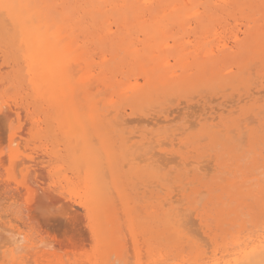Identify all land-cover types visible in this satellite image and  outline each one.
Returning a JSON list of instances; mask_svg holds the SVG:
<instances>
[{
    "label": "rangeland",
    "instance_id": "rangeland-1",
    "mask_svg": "<svg viewBox=\"0 0 264 264\" xmlns=\"http://www.w3.org/2000/svg\"><path fill=\"white\" fill-rule=\"evenodd\" d=\"M26 1L27 0H2V2L5 4H14V5H17V3H25ZM87 1L88 0H32L31 2H29V0L27 1L28 6L33 7L32 11L30 10V13L40 10V8L44 6L46 3H51L53 7L57 9V11L66 12V14L70 16V19L73 22L71 23L70 21L72 28L65 25L63 27L66 28L65 29L62 28L59 34H62L63 32H64L63 34H68L67 32L69 31L68 36L73 35V37L71 36L70 37L67 36V38L64 37V39H66L65 41L67 42L68 38H71L70 41H72V49H74L75 47H81L82 49L80 48L77 49H80L81 51L84 50L82 54L83 59L85 55H87L85 57H88L87 59L85 58V60L90 63V66L83 70H82V66H80L81 68L77 66L75 67L74 62L69 63L67 62V60L65 61L66 62L65 64L67 65L66 68L69 66L68 67V69H70L69 73L71 74L73 72L77 73V74L75 73V76L73 74L74 77H78V78L81 77L82 73L84 74L85 71H87V74L91 77L90 82L84 84L83 88L84 91L87 90V93L91 98L93 97L92 103H94V106H96L95 107L96 112L98 111L97 113H95V110L93 111L94 113L93 120H95V117H99L96 118V120L97 119L99 120L94 122L95 124H97L96 126H102L100 128L97 127L98 135L91 133L87 127L86 130L89 131L87 139L86 141H84V139L80 137L77 148H73L75 143L74 142L71 143L72 137H70V135L67 137V135L63 132V129L65 130L66 127V125H64L65 119L63 121L64 123L63 124L62 121L59 123L56 120L50 118L48 114L49 113L52 114L53 111L49 110V107L46 104V99H41L39 97V92L42 88V84L39 81H41L43 72L40 68V64H34L35 51L33 50L30 42L27 41L26 33H34L32 31L33 26L29 21L28 12L23 10L19 11L18 7L13 9L12 15L15 17V19L16 17L21 18V20L19 21L20 25H18L17 23H12L11 21L9 22L11 25H6L4 19L5 15L3 14V11L0 10V163H1L0 164L1 166L0 167V225L5 224L6 226L10 225L11 227L16 226L19 229V231L23 233L24 236H28L33 240L36 239L35 241L37 242L39 241V244L38 243L36 244L37 249L28 253V255H27L28 250L25 249L23 250L21 249L20 250L21 253L20 251L15 252L13 254L14 257L17 256H21V257L18 258V260H14V261L11 260V255L8 252H4V249H0V264H45L47 262H48L47 264H81L82 260L85 261V263L87 264H91L94 258L99 259V257L103 258L102 260H104V262L109 261L107 264L110 263L113 264V262L116 263L117 261L116 259L120 258L122 256L121 254L123 253H124V258H122V261L124 260V262H127V260L128 261L131 260L135 262L137 259H141L140 257L142 256V259L145 257L143 260L145 262H150V264L151 262L152 264H169V263L189 264V262H192L191 260L194 261V258L193 259L191 258L197 253H198L197 256L199 254L200 255L198 256V258L196 256L197 260L195 261H200L201 263H206V260L207 262L210 261L214 253L216 257L219 258L221 256L220 255L221 254L220 251L222 250L221 247L224 246L225 242L231 238L232 234L238 231L240 232L239 234L240 236H245V234L247 235L246 231L250 234L255 229L257 230H259V228L260 230L262 229V225H261L262 213L260 212L259 209H262L261 205L264 204V199H262V193H264V187H263L264 186V163H263L264 162V114H263L264 113V93H263L264 92V80H263L264 50L261 47L257 46L256 44H254V42L252 41L249 45H247L248 47L246 45L244 46V48H247L246 50H244V52L246 51L245 52L246 54L243 52L244 55L242 56L243 54L242 51L241 50L239 51L240 54L237 55L238 57L236 56L237 58L235 57L236 60L238 59L237 61L235 60V58L234 59L228 58L230 57V55L232 56L234 52L235 54L238 53L234 51L235 48L233 49L229 46H231L233 42L236 41L237 35L239 40L243 39L241 33L244 31L243 29L247 27L245 23L250 24L248 26H252V25L255 26L257 24L256 21L254 20V22L249 23L246 22L247 21L246 19H244L245 22L242 19L243 21L241 20L242 21L241 22L240 19H238L237 17H233V18H231L232 16L226 17L227 16L226 14L224 15L225 16L224 18H221L223 16L222 15L223 13H220L218 11L220 14L216 12L218 15H215L213 17L215 21L214 22L210 21L211 23H209L208 29H211L210 32L208 30L209 33L206 32L207 30L203 29L202 27H199L195 21L193 22L192 19L191 21L189 19L185 24L184 31L179 30L177 26H173L174 28L171 26H167V33H166L167 36L165 35L166 36L165 38L162 37V39H157L156 41H154V37L161 35L158 34L155 35V32H147L144 34L143 32L137 33L134 30H130L128 31V33L130 34L129 35L127 34V29L121 27V40L124 39L126 42H130L131 43L130 49L132 50L136 49V47L142 49L145 44H149L150 49H152V47L154 49V47L157 46L158 43H160L159 45L161 46L172 47L173 40L174 39L178 40L180 46L182 45L183 48H185L186 46V48L189 49V50L187 49V55H186L188 59L186 57L185 60H178L177 62L176 61L174 62L171 57L170 58L171 61L169 60V64H170L169 75L167 74L166 77L168 79H174L175 76H187L192 80H194L198 76L202 78L200 79L201 81L200 80L196 81L197 82L196 85H192V86L187 85L186 87L183 86L182 88L180 87L181 89L180 91H178V89H174L169 92L159 91V92H154L156 94L153 95L152 92H149L150 90L148 91V89L146 90L144 88L139 94V97L136 98L133 97L132 94L133 93L132 88H135L134 87L135 81L133 80L136 79L138 84L142 85L144 83L143 79L147 74H145L142 69H139V71L136 69L130 70L132 67L131 65L132 61L130 59L128 60L127 57L125 58L124 53H122L119 50H117L118 52L112 51L109 47H106L104 45L108 43L109 39L106 38L104 42H98L96 40L99 34L97 31V27L96 28L90 27L89 20L86 19V17H83V13H82L83 12L82 8H84L85 3ZM111 1H113L115 5H118V3L121 5L120 2L121 0H115V1L111 0ZM201 1L203 2L212 1L214 4L217 5L219 4L218 0H215V2L214 0H201ZM76 7H79L76 9L77 11L76 12L74 11V13L72 12L69 14L71 9ZM103 10L106 11L108 14L110 7H103ZM216 16H219V18ZM52 17L59 19L58 15H52ZM49 18L47 19V21L51 22L49 21L51 20ZM216 18H218L219 20L216 21ZM233 19L236 20L234 21ZM58 21L56 22L58 23ZM74 22L77 23L78 25L73 26ZM262 22L260 21L259 24H261ZM213 23H215V25H213ZM51 24H49L48 26L49 29L46 27L48 33H51L50 30L54 29L55 26L57 27V25H59V24H53L54 28H52L53 25ZM106 24L111 25L112 31L115 32L116 29L113 26L114 25L113 20L108 19ZM42 26L40 28L39 33L34 36V39L37 40L36 42L37 44L39 42L38 38L42 36L43 32L46 30V28H44L46 25L43 27L44 29H42ZM23 28L26 29L24 30ZM74 28L75 31L77 32H74L72 34ZM131 31L133 34L130 33ZM87 33H90L91 35L86 36ZM52 34L53 33H51L50 35L48 34L49 39H51L54 36V34L53 35ZM63 34L59 35L60 38L56 34L59 38L58 42L61 41L62 43L63 40L60 39L61 37L64 36ZM233 34L236 36L233 37ZM51 35L52 37L50 38ZM15 38L17 39L15 40ZM55 38L53 37L51 40L54 41ZM53 41L51 42L54 43ZM113 42L117 43V40L114 39ZM208 42L210 43L207 44ZM197 45H205L206 49L210 51L208 59H215L218 61L222 57L226 56L228 60L226 62H223L224 64L223 63L219 64L218 62H216V65L214 66L215 69L214 68L212 69L209 66L207 67L208 69L197 68L195 66H189V67L184 66L183 63L192 62V60L195 58L198 59L199 62H205L204 60H206V56L204 53H198L201 50L196 51ZM58 47L60 46L58 45ZM220 47L221 48L224 47L225 49L223 48L220 50ZM240 48L243 49V47ZM57 50H59V48ZM211 50H217V51L215 53ZM259 50L263 51V53L261 54ZM218 52H220V54L222 53H226V54L220 55L218 54ZM195 53L198 55H196ZM258 53L261 54L262 56H260ZM167 54L174 55L173 52H169ZM200 54L202 55L203 58L201 57ZM114 55L115 56L118 55V58L113 59ZM257 55L258 57L260 56L263 58V59L261 58L262 61L259 60ZM149 57L150 55L147 56V58ZM121 58H123L122 62L124 64L123 65L124 69L118 68V71L117 69L114 70L113 69L114 66L112 65H114V63L117 64V62H120L119 59ZM147 58L145 60L144 59L142 60L145 65L148 62ZM229 60L232 62H230ZM220 61L222 62V59ZM111 62H113V64ZM233 62L234 63L238 62V63L234 64ZM37 66L39 68H37ZM104 66H109L110 69L108 68V70H105L103 72V70L101 69H103ZM128 67H129V71H127ZM75 69L76 71H74ZM211 69L213 70L214 73H218L219 75V77L216 80H212V81L210 80L212 74ZM173 71L176 72L174 73ZM235 74L238 76L235 77L236 76ZM256 75L258 77H256ZM220 76L221 79H219ZM72 79L75 78L72 77ZM101 79L106 80L105 85L104 84L102 85V83L99 81ZM108 80H110V84L108 83L109 82ZM78 81L75 82L77 83ZM86 81L88 80L86 79ZM118 82H120L121 84ZM108 84L111 86V88L107 87ZM122 84L126 85L124 90L121 89ZM87 85H90L89 88L86 87ZM80 86L81 84H79L77 87L79 88ZM113 87L115 88V90ZM81 91L83 92L82 89L78 91L79 96L77 94L76 96L77 103L76 102L75 103L76 105L78 104L76 106L77 111L80 114H83V119H82L83 124L85 123L86 125L87 119H85V116L87 115V113L84 114L83 112L88 111V109H86L84 99L80 97ZM100 91H102V93ZM95 92H99L101 95H99V93L97 95V93ZM123 92H125L123 96L128 99H120L119 96H117ZM261 92L263 93L262 97H260V94H262ZM256 93L259 95H257ZM82 94L81 96H83ZM150 94L151 96L147 98V96ZM249 94L250 97H248ZM130 95H132V97ZM195 96L196 98H194ZM141 98L142 101L135 100V99L141 100ZM205 98L210 102L209 101L207 102ZM229 98L231 100H229ZM98 99L100 100L97 101ZM171 99L174 100L173 103ZM215 99L217 100L215 101ZM53 100L54 102H56V107L61 112L62 105L59 97L56 99V101L54 98ZM200 100L203 102L201 103ZM223 101H226L227 103L226 102L224 103ZM228 101L230 102L233 101V102L228 103ZM16 108L19 109L20 112L18 110H15ZM81 109L82 110L85 109V110L82 111ZM118 109L121 111H119ZM224 109L227 110L225 111ZM101 112L103 116L101 115ZM110 112L111 114H109ZM197 112L199 114L196 115L195 113ZM8 113H10V115ZM202 113H206V114H202ZM98 114H100V116ZM150 114L154 116H151ZM190 115L192 116L190 117ZM195 115L197 116V118L195 117ZM139 116H141L142 119L144 118V120L139 118ZM36 117L39 119H37ZM111 117L113 118L112 120ZM158 117L160 119H157ZM123 119H125L124 122L122 121ZM199 120H201L200 121L201 123L198 122ZM115 121H117V124L115 123ZM151 122L154 123L151 124ZM155 123L158 124L156 125ZM238 123L240 124L241 128ZM190 124L191 127L189 126ZM32 125L33 128L35 127L34 129L32 128ZM192 125H194L193 126L194 130L192 129ZM195 126L197 128H195ZM215 128L217 130H215ZM31 129L38 132L37 134L35 132L36 136L34 133L33 135L32 133H30L32 131ZM174 129H178V130H175V132H173ZM232 129L233 131L231 132H233V134L229 132V130ZM184 130H186L187 132H184ZM243 132H245L244 137L241 136L243 135ZM230 135L232 136L231 138L229 137ZM150 137H152L153 140L152 138L150 139ZM173 138L175 140H173ZM240 138H241V142L239 141ZM160 143L161 145L159 146ZM163 143L165 144V146ZM118 144L120 145L118 146ZM188 144L190 146H188ZM99 145L102 147V149ZM181 145H183V147ZM136 146H139V150L138 147ZM98 147H100L101 150ZM83 148H86L88 152L87 154H90L95 158L94 177L90 175L91 171H89L83 163H81V165L78 166L73 164L76 155L74 153L75 151L74 149H77V151H79V154H81L80 152ZM238 148L239 150L241 149L240 152L238 151L239 153L237 152ZM162 152L165 153L162 154ZM50 153L53 154L50 155ZM149 153H152L151 155H154L158 158L154 156H152L153 157L152 158L151 155H149ZM171 153L172 155H169ZM139 154L142 155V158L140 157ZM157 154L159 156H157ZM131 156L134 157V161L132 160L133 157ZM160 156H162L165 160H163V158ZM202 156L203 158L201 159ZM210 156L211 157L213 156L214 159L213 157L211 158ZM246 156L247 158L244 159ZM147 157H149L151 160L154 159L156 160L153 162L149 158L147 159ZM171 157H173L172 159L177 162L175 161L172 162V160L170 161ZM174 157L176 158L174 159ZM22 158L24 159L22 160ZM34 158H35V162L38 165L33 162L34 165H32L31 163L30 166V162H28V160L32 161ZM129 158L131 160H129ZM206 158L209 160H207ZM242 159L244 160L242 161ZM135 160L138 161V165H137V161ZM15 161L17 165L19 164L20 165L17 166L15 164ZM23 161L27 163H23ZM150 161L153 163H151ZM164 161L166 163H164ZM61 165L64 167H61ZM213 165H215L216 167ZM143 166H145L146 171L143 170L144 169ZM79 167L81 168V171H79ZM206 167H208V169ZM184 168L188 170H185ZM209 168L212 172L209 170ZM230 169H234V171ZM257 169L258 171L260 170L261 172L259 171L258 173V171H256ZM50 171H52L53 176L51 175ZM59 171L62 172V174ZM78 171L80 174L83 173L82 177L80 174H78ZM204 174L207 176L205 177ZM79 175L82 178V180L80 177H78ZM24 176L27 179L26 182L30 185L32 184L31 187L35 188V193L33 188L32 189L33 193L30 196H27L24 193L23 188L19 187V185L18 186L15 185V181L23 183L25 179ZM65 176H67V178H65ZM54 178H57L58 181L57 179ZM62 178H64L65 181ZM93 178H95V182H96L95 185L93 183ZM219 179H221L222 182ZM85 181L86 184H84ZM227 181L228 184H226ZM57 182L59 183L57 184ZM83 184L85 185L84 187ZM155 184L156 186L157 185L159 186V187L157 186L158 189L156 188ZM186 184L187 185L189 184V186H187ZM257 184L259 185V188L261 190H259V188L257 187L258 190L256 192L254 190L253 192L250 191V189L252 190L251 188L252 185L253 188L255 186L256 189V186H258ZM170 186L174 189H172ZM176 186H178L177 188H179L178 191L177 188L175 189ZM186 186L187 188H189L188 190ZM214 187L215 189H213ZM86 189L87 190L92 189L91 194L96 193L97 196H99L102 199V204L103 203H104L103 205L107 204L105 205L106 206L105 210L101 208V210L103 209L102 213L103 211L107 213L104 214L103 216L100 211L99 213L100 219L97 222H95L96 220H94L92 214L91 213L89 214V211L85 210L84 208V204L87 202V199L88 200L90 199L89 198L90 196L87 195L88 191L85 192ZM234 189H236V191ZM246 189L249 191H247ZM45 190L50 191V193L48 192L47 194V191ZM145 191L147 192L146 194H144ZM175 191L178 192L177 195ZM259 192H261V196H259L258 198L260 201L258 200L254 201L253 197L255 196L256 193L257 196L258 194L260 195ZM197 193L199 195H197ZM124 195H126L125 196L126 198H124ZM196 195L198 198L196 197ZM250 195L251 196L254 195V196H252L251 198ZM177 196H179L180 199H178ZM148 197H150L151 199ZM166 197H168L169 199ZM199 197L200 200L201 199L203 200L200 201ZM175 199H177L178 202ZM259 202H261V204ZM200 204L201 207H199ZM255 204H257L260 207H258ZM103 205L101 207H103ZM163 205H165V207H163ZM118 207L120 208L118 209ZM170 207L171 209H169ZM170 210L172 211V213ZM83 212L85 214H83ZM173 212L175 213L173 214ZM176 212L178 213V215L176 214ZM141 213L144 215H142ZM187 213L190 214L191 216L193 213V216L192 217H189L190 215L186 216ZM258 214L260 215L258 216ZM105 215L109 216L106 217L107 220L105 219ZM175 215L176 218L174 217ZM179 215L181 216L179 217ZM146 216L148 218H146ZM241 216L244 218H241ZM187 217L191 218V221L187 219ZM180 218L182 219L181 222L183 223L179 222L181 220ZM139 219H141V221ZM169 219L171 223L169 222ZM154 221L158 223L156 224L154 223ZM187 221H189V223ZM25 222L26 224H24ZM141 222L143 224H141ZM178 222L180 223L181 226L177 225ZM108 224L109 226L107 227ZM132 224L135 225V228L133 227ZM172 224L175 225L176 228ZM259 224L261 225L260 227H258ZM143 225L147 229L144 228ZM195 225L196 226L199 225V228H197ZM241 225H243V227ZM256 225L258 226L256 227ZM177 228L181 230L182 228H184V230H182V232L184 231V233L179 231ZM186 228H188V230ZM202 228L204 230H202ZM94 229L98 234H101L106 240L105 246L100 250H94V237H93ZM176 229L178 230L179 235H177L178 233ZM235 230L237 231L234 232ZM257 230H255L254 232H256ZM149 232L152 235L148 234ZM187 232H191V234L188 233L189 234L188 235ZM241 232L243 233L241 234ZM5 233L6 232L4 233L2 231L0 232V246H2V243L5 242L4 237H6L5 239L6 241L7 238L9 237V235L6 236ZM119 233H121V235ZM230 233L231 235H229ZM156 234H158V236ZM160 236L162 238H159ZM181 236L182 238L184 237L183 239L185 238L186 239L183 240ZM158 238L161 241H159ZM185 241H187L186 245H184ZM114 242L116 244L115 245L116 249L114 248L116 252L114 250L112 251L110 249V246L108 247V244L110 243L109 245L112 244L111 245L112 248ZM141 242L143 244H141ZM173 242L175 245L173 244ZM216 242L218 244L222 242L221 247H218L219 245H216ZM68 244L70 246H72V244L77 246L79 245L78 247L80 248H77L76 246L74 247V249H72ZM203 244H206V246L205 245L203 246ZM196 245L198 246V250L196 249L197 247H194ZM129 247L131 253L129 252L128 249ZM141 247L145 249H142ZM178 247L179 249L181 248L182 249L179 250ZM192 247L194 250L192 249ZM214 247L216 248L214 249ZM141 249L146 254L145 253L143 254V251ZM37 251L39 253H37ZM83 251H87V252H83ZM88 251L91 252V256H92V258L90 257L91 259H88V257L90 256V253ZM204 251H206V253H204ZM112 252L113 254H111ZM176 252L179 253L177 254ZM35 253H37V255H35ZM117 254H119L118 257L116 256ZM180 254H182V256ZM29 255L31 257H29ZM104 255L107 258H105ZM202 255H204L202 257L203 259L200 258ZM110 256L112 257V261L111 259H109ZM127 257L131 259H128ZM167 259H171V260H167ZM82 263L85 264L84 262Z\"/></svg>",
    "mask_w": 264,
    "mask_h": 264
},
{
    "label": "bare ground",
    "instance_id": "bare-ground-1",
    "mask_svg": "<svg viewBox=\"0 0 264 264\" xmlns=\"http://www.w3.org/2000/svg\"><path fill=\"white\" fill-rule=\"evenodd\" d=\"M28 1V0H27ZM25 2V3H17V5L19 6V5H24V6H28V2ZM32 0H29V2H31ZM115 1V0H114ZM117 2H119V1H117ZM121 2V5L118 3V5H115L114 3H113V1H111V0H100V1H98V0H88L86 3H85V6H84V8H82V10H83V17H86V19H88L89 20V26L90 27H97V31H98V37H97V41L98 42H104V40L107 38V39H109V41H108V43H106V44H104L106 47H109L112 51H117V50H119V51H121L122 53H124V57L126 58H128V60L130 59L131 61H132V67H131V69L130 70H138L139 71V69H142L143 70V72L145 73V74H147V75H145V77H144V83L142 84V85H140V84H138V82H137V80L135 79V80H133V81H135L134 83H135V85H134V87L135 88H132V90H133V97H139V94L141 93V91L145 88L146 90L148 89V91L149 92H152V94L154 95V94H156V93H154V92H169V91H172V90H174V89H178V91H180L181 89H180V87L182 88L183 86L184 87H186L187 85H190V86H192V85H196L197 84V80H200V79H202L200 76H198V77H196L194 80H192L191 78H189V77H187V76H175L174 77V79H168L166 76H167V74L169 75V66H170V64H169V60H170V58L172 57V60L175 62H177L178 60H185L186 59V55H187V49L188 48H186V46H185V48H183V46L181 45L180 46V44H179V41L178 40H176V39H174L173 40V46L172 47H166V46H161V45H159L160 43H158L157 44V46H155L154 47V49H153V47H152V49H150V46H149V44H145L144 46H143V48L142 49H139V48H137L136 47V49H130V47H131V43L130 42H126L124 39H122L121 40V27L122 28H126L127 29V34H129L128 33V31H130V30H134L135 32H143L144 34L145 33H147V32H155V35L156 34H158V35H161V36H157V37H154V41H156L157 39H162V37L163 38H165L167 35H166V33H167V26H171V27H173V26H177L178 28H179V30H181V31H184V28H185V24H186V22L190 19V21H191V19L193 20V22L195 21L197 24H198V26L199 27H202L203 29H205V30H207L206 32L207 33H209L210 31H211V29H208V27H209V23H211L210 21H212V22H214L215 20H214V16L215 15H218L216 12H220V13H223L222 15H220V16H222L221 18H224L225 16V14L227 15L226 17H228V16H232L231 18H233V17H237L238 19H240V21L243 19H246L247 21L246 22H249V23H252V22H254V20L256 21V25L254 26V25H252V26H248V25H250V24H247V23H245L246 24V28H244L243 30V32L241 33L242 34V36H243V39H241V40H239V38L236 36V35H234L233 34V37H235L236 36V41L235 42H233V46L231 45V46H229V47H231V48H235V50L234 51H236V52H238L237 54H235V52H234V54L231 56L230 55V57H228L229 59L230 58H235L237 55H239L240 53H239V51L241 50L242 51V53L244 52V50H246L247 48H244V46L246 45H249L252 41L254 42V44H256L257 46H259V47H261L263 50H264V0H218V2H219V4L217 5V4H214L212 1H201V0H121L120 1ZM214 2H215V0H214ZM41 4V3H40ZM83 4V3H82ZM103 7H110V10H109V13L107 14V12L106 11H104L103 10ZM118 7V8H117ZM77 8H79V7H76V8H72L71 9V11L69 12V14L70 13H74V11L76 12L77 10ZM117 8V9H116ZM32 9H33V7H18V10L19 11H26V12H28V17H29V21H30V23H31V25L33 26V32L34 33H26V36H27V41H29L30 42V44H31V46H32V48H33V50L35 51V53H34V64H40V68H41V70H42V72H43V75H42V78H41V81H39V82H41V84H42V88H41V90H40V92H39V97L41 98V99H46V104H47V106L49 107V110H51V111H53V113L51 114V113H49L48 115H49V117L50 118H52V119H54V120H56L57 122H61L62 121V123H63V121H64V119H65V124L64 125H66V127H65V130L63 129V132L67 135V137L70 135V137H72L71 139V143H75L74 144V146H73V148H77V146H78V142H79V139H80V137H82L83 139H84V141H86V139H87V136H88V133H89V131L91 132V133H94V134H96V135H98V129H97V127H102V126H96L97 124H95V122L97 121V120H99V119H97L96 120V118H99V117H95V120H93V111L95 110V113H97L96 112V109H95V107L96 106H94V103H92V98L88 95V93H87V90H85L84 91V88H83V86H84V84H86L87 82H90V76L87 74V71H85V73L83 74L82 73V75H81V77H79L80 78V80H79V78L78 77H74L75 76V73L76 72H73L72 74L71 73H69V71H70V69H68V67L66 68V60H67V62H69V63H73L74 62V64H75V67L77 66V67H80V66H82V70L83 69H86L87 67H89L90 66V63L89 62H87L86 60H85V58L87 59L88 57H85V56H87V55H85L84 56V59H83V51H81L80 49H82L81 47H75L74 49H72V41H70L71 40V38H68V40H67V42L65 41L66 39H64V37L65 38H67V36H68V34H69V31L67 32L68 34H63L64 36L63 37H61V39L60 40H63L62 41V43H61V41L60 42H58V40H59V38H60V36L59 35H62V34H59L60 33V31L62 30V28H66V27H63V26H68V27H70V28H72L71 27V23H73L72 21H71V19H70V16L69 15H67L66 14V12H63V11H57V9H55L54 7H53V5L51 4V3H46L44 6H42L41 8H40V10H38V11H34V12H31L30 13V10L32 11ZM116 9V10H115ZM2 12V11H1ZM80 12H81V10H80ZM79 12V13H80ZM218 12V13H219ZM13 13V12H12ZM58 13V14H57ZM219 13V14H220ZM4 14V13H3ZM229 14V15H228ZM5 15V14H4ZM52 15H58V17H59V21L54 17H52ZM50 17V18H49ZM216 17H218L219 18V16H216ZM51 19V20H49V21H51L52 22V24H51V22H48L47 21V19ZM116 18V19H115ZM218 18H216V21H218L219 19ZM220 18V19H221ZM236 18V19H237ZM108 19H111V20H113L114 21V27H115V32H113L112 31V27H111V25H107L106 23H107V21H108ZM213 19V20H212ZM236 19H233L234 21L236 20ZM21 20V18L20 17H16V19H15V23H17L18 25H20V23H19V21ZM242 20V21H243ZM56 21H58V23L56 22ZM70 21H71V23H70ZM110 21V20H109ZM241 21V22H242ZM262 22L261 24H262V26H261V24H259V22ZM61 22V23H60ZM237 22H238V20H237ZM240 22V23H241ZM244 22H245V20H244ZM43 23V24H42ZM47 23H48V25H47ZM60 23V24H59ZM70 23V24H69ZM46 25L45 27L44 26H42V25ZM49 24H51V25H53V24H59V25H57V27L55 26V28H56V30H55V28H54V25L52 26V28H54V29H51L50 31H51V33H53L54 34V38L58 35L59 36V38H58V36L55 38V40L53 41V40H51L53 37H52V35L50 36V38L51 39H49V37H48V34L50 35L51 33H48V30H47V28H48V26H49ZM88 24V23H87ZM196 24V25H197ZM244 24V23H243ZM244 24V25H245ZM9 25H11L10 23H9ZM42 26V29H44V28H46V30L43 32V35L42 36H40L38 39H39V42H38V44L36 43L37 42V40L36 39H34V36L36 35V34H38L39 33V31H40V28H41V26ZM78 24L77 23H75L74 22V24H73V26H77ZM211 25V24H210ZM213 25H215V23H213ZM238 25V24H237ZM130 26V27H129ZM240 26V25H239ZM44 27V28H43ZM127 27H129V28H127ZM174 28V27H173ZM210 28H212V27H210ZM240 28V27H239ZM242 28H243V26H242ZM13 29V28H12ZM24 30L26 29V28H23ZM41 29V30H42ZM49 29V28H48ZM79 29V28H78ZM129 29V30H128ZM19 30V29H18ZM67 30H69V29H67ZM77 30V29H76ZM208 30H209V32H208ZM15 31V30H14ZM56 31V32H55ZM64 31V30H63ZM71 31V30H70ZM85 31H87V30H85ZM180 31V32H181ZM74 32H77V31H75V28L73 29V32H72V34L74 33ZM195 32V31H194ZM205 32V31H204ZM237 32H238V30H237ZM21 33V32H20ZM48 33V34H47ZM57 35H56V34ZM79 33V32H78ZM130 33H132V31L130 32ZM196 33V32H195ZM41 34V33H40ZM133 34V33H132ZM236 34V33H235ZM56 35V36H55ZM76 35V34H75ZM88 35H91L90 33H87L86 34V36H88ZM130 35V34H129ZM134 35H135V33H134ZM166 35V36H165ZM71 35H69L68 37H70ZM71 37H73V35L71 36ZM141 37V36H140ZM180 37V36H179ZM203 37V36H202ZM226 37V36H225ZM58 38V39H57ZM17 38H15V40H16ZM56 39H57V41H56ZM114 39H116L117 40V43L115 42H113V40ZM190 39V38H189ZM14 40V41H15ZM74 40V39H73ZM148 40H149V38H148ZM151 40V39H150ZM164 40V39H163ZM239 40V41H238ZM51 41H53L54 43H52ZM64 41H65V43H64ZM69 41V42H68ZM58 42V43H57ZM142 42V41H141ZM148 42V41H147ZM151 42V41H150ZM177 42H178V44H177ZM13 43V42H12ZM136 43V42H135ZM138 43H140V42H138ZM210 42H208L207 44H209ZM64 44V45H63ZM169 44V43H168ZM199 44V43H198ZM24 45V44H23ZM58 45L60 46V47H58ZM61 45H63V46H61ZM222 45H225V44H222ZM17 46V45H16ZM15 46V47H16ZM138 46V45H137ZM189 46V45H188ZM62 47V48H61ZM140 47V46H139ZM180 47H182V48H180ZM225 47V46H224ZM223 47V48H224ZM226 47H228V46H226ZM240 47H243V49L242 48H240ZM248 47V46H247ZM59 48V50H57ZM77 48H80V49H77ZM208 48V47H207ZM212 48H214V47H212ZM223 48H221L220 47V50L221 49H223ZM240 48V49H239ZM62 49V50H61ZM225 49V48H224ZM232 49V50H233ZM79 50H80V52H79ZM189 50V49H188ZM200 51V52H198V53H204L205 54V56H206V60H204L205 62H199V60L198 59H193L192 60V62H185V63H183L184 64V66H186V67H189V66H195V67H197V68H207L208 66L210 67V68H214V66L216 65V62H218L219 64L221 63H223V62H226L227 60H228V58L225 56V57H222L221 59H222V62L220 61L221 59H219L218 61L217 60H215V59H208L209 58V50H207L206 49V47H205V45H197V48H196V51ZM219 50V49H218ZM231 50V51H232ZM211 51H213V52H215L216 53V51L217 50H211ZM118 52V51H117ZM120 52V53H121ZM169 52H173V54L174 55H168L167 53H169ZM246 52V51H245ZM244 52V53H245ZM259 52H261V54L263 53V51H260L259 50ZM26 53V52H25ZM85 53V52H84ZM241 53V54H242ZM244 53L242 54V56L244 55ZM20 54V53H19ZM196 54V53H195ZM218 54H220V52H218ZM222 54H226V53H222ZM222 54H220V55H222ZM227 54H230V53H227ZM246 54V53H245ZM259 54V53H258ZM261 54H259L260 56H262ZM23 55V54H22ZM120 55V54H119ZM150 55V57L149 58H147V56H149ZM196 55H198V54H196ZM201 55V54H200ZM264 55V54H263ZM21 56V55H20ZM258 57V55H257V57L259 58V60L260 61H262L261 60V58L262 57ZM114 58L113 59H117L118 58V55H114L113 56ZM201 57H202V55H201ZM238 57V56H237ZM236 57V58H237ZM104 58H105V56H104ZM111 58V57H110ZM147 58V60H148V62L146 63V65L144 64V62L142 61L143 59L145 60ZM203 58V57H202ZM236 58H235V60H236ZM263 58H264V56H263ZM262 58V59H263ZM122 59L123 58H121V59H119V61L120 62H117V64H115L114 63V65H112L113 64V62H111L112 64V66H114V70L115 69H117V71H118V68L120 69V68H123L124 66V64H123V62H122ZM187 59H188V57H187ZM201 59V58H200ZM226 59V60H225ZM11 60V59H10ZM33 60V59H32ZM224 60V61H223ZM235 60H233V61H235ZM238 60V59H237ZM236 60V61H237ZM108 61V60H107ZM171 61V60H170ZM220 61V62H219ZM230 61V60H229ZM31 62V61H30ZM126 62V61H125ZM128 62V61H127ZM230 62H232V61H230ZM256 62H258V61H256ZM264 62V61H263ZM33 63V62H32ZM68 63V64H69ZM109 63H110V61H109ZM234 63V62H233ZM236 64L238 63V62H235ZM234 63V64H235ZM24 64V63H23ZM25 64H27V63H25ZM74 64H72V65H74ZM183 64H181V65H183ZM224 64V63H223ZM239 64H240V62H239ZM11 65V64H10ZM109 65V64H108ZM177 65V64H176ZM4 66V65H3ZM29 66V65H28ZM100 66V65H99ZM110 66V65H109ZM109 66H104V68L103 69H101V70H103V72L105 71V70H108V68H109ZM238 66V65H237ZM74 67V68H75ZM182 67V66H181ZM37 68H39L38 66H37ZM81 68V67H80ZM96 68V67H95ZM112 68V67H111ZM126 68V67H125ZM100 69V68H99ZM110 69V68H109ZM124 69V68H123ZM122 69V70H123ZM184 69V68H183ZM208 69V68H207ZM211 69V72H212V74H211V78H210V80L212 81V80H216L218 77H219V75H218V73H214L213 72V70ZM215 69V68H214ZM81 70V69H80ZM88 70V69H87ZM187 70V69H186ZM254 70V69H253ZM74 71H76V69L74 70ZM127 71H129V67H128V70ZM137 71V72H138ZM141 71V70H140ZM203 71V70H202ZM205 71V70H204ZM220 71V70H219ZM72 72V71H71ZM111 72V71H110ZM109 72V73H110ZM114 72V71H113ZM174 72V71H173ZM172 72V73H173ZM176 72V71H175ZM174 72V73H175ZM178 72V71H177ZM192 72V71H191ZM238 72V71H237ZM1 73H3V72H1ZM10 73V72H9ZM89 73V72H88ZM112 73V72H111ZM120 73V72H119ZM127 73V72H126ZM136 73V72H135ZM135 73H134V75H135ZM190 73V72H189ZM42 74V73H41ZM73 74H74V76H73ZM77 74V73H76ZM87 74V75H86ZM117 74V73H116ZM128 74V73H127ZM199 74V73H198ZM203 74H204V72H203ZM243 74V73H242ZM98 75H100V74H98ZM105 75V74H104ZM103 75V76H104ZM120 75V74H119ZM122 75V74H121ZM172 75V74H171ZM236 75V74H235ZM73 78H77L76 80L75 79H72V77ZM87 76V77H86ZM88 76H89V79H88ZM95 76V75H94ZM221 76H222V74H221ZM221 76H220V78L219 79H221ZM238 75H236L235 77H237ZM24 77V76H23ZM107 77V76H106ZM124 77V76H123ZM134 77V76H133ZM225 77V76H224ZM254 77V76H253ZM256 77H258L257 75H256ZM26 78H28V77H26ZM110 78V77H109ZM131 78V77H130ZM222 78H223V76H222ZM262 78V77H261ZM21 79V78H20ZM86 79L88 80V81H86ZM98 79H100V78H98ZM108 79V78H107ZM259 79V78H258ZM263 79V78H262ZM72 80H75V81H78L77 83L75 82V81H72ZM92 80V79H91ZM97 80V79H96ZM129 80V79H128ZM264 80V79H263ZM25 81V80H24ZM101 83H102V85L104 84H106V80H104V79H101V80H99ZM109 81V82H108ZM107 82L110 84V80H108ZM201 81V80H200ZM38 82V83H39ZM73 82V83H72ZM258 82V81H257ZM5 83V82H4ZM34 83V82H33ZM74 83H76L77 84V86L79 85V84H81V86L80 87H82V88H78L77 86H76V84H74ZM118 83H120V82H118ZM193 83V84H192ZM242 83V82H241ZM252 83H254V82H252ZM88 84H91V83H88ZM107 85V87H109V88H111V86L110 85ZM121 84V83H120ZM76 87H75V86ZM89 86L90 85H87L86 87H88L89 88ZM94 87V86H93ZM126 87V85H124V84H122L121 85V89H123L124 90V88ZM108 88V89H109ZM114 88V87H113ZM80 89H82L83 90V92L81 91L80 93L83 95V96H81V94H80V97L81 98H83L84 99V101H85V106H86V109H88V111H85V112H83L84 114H86L87 113V115L85 116V119H87L86 120V125H85V123L83 124V114H80L78 111H77V105H76V96H77V94H78V91L80 90ZM120 89V88H119ZM119 89H118V91H119ZM251 89V88H250ZM33 90V89H32ZM90 90V89H89ZM100 90V89H99ZM110 90V89H109ZM114 90H115V88H114ZM131 90V91H132ZM228 90V89H227ZM92 91H93V89H92ZM117 91V90H116ZM101 93H102V91H100ZM120 92H122V91H120ZM223 92H225V91H223ZM95 93H97V95H98V93L99 92H95ZM207 93V92H206ZM262 93V92H261ZM264 93V92H263ZM263 93L262 94H260V97H262V95H263ZM115 94V93H114ZM118 94H120V93H118ZM125 94V92H123V93H121L120 95H117V96H119V98L120 99H128V98H126V97H124L123 95ZM127 94H128V92H127ZM252 94H253V92H252ZM257 94V93H256ZM30 95V94H29ZM51 95H53V96H51ZM94 95V94H93ZM99 95H101L100 93H99ZM235 95V94H234ZM257 95H259V94H257ZM78 96H79V94H78ZM131 97H132V95H130ZM129 96V97H130ZM149 96H151V94L150 95H148L147 96V98L149 97ZM242 96H243V94H242ZM241 96V97H242ZM59 97V99H60V102H61V112H60V110L56 107V102H54V100H53V98L55 99V101H56V99ZM130 97V98H131ZM248 97H250V94H249V96ZM253 97V96H252ZM94 98H95V96H94ZM143 98V97H142ZM142 98H141V100H139V99H135V100H137V101H142ZM194 98H196V96L194 97ZM204 98V97H203ZM212 98H213V96H212ZM234 98H236V97H234ZM234 98H233V101H234ZM34 99V98H33ZM37 99V98H36ZM133 99V98H132ZM144 99V98H143ZM192 99H193V97H192ZM219 99V98H218ZM228 99V98H227ZM260 99V98H259ZM32 100V99H31ZM100 99H98L97 101H99ZM145 100V99H144ZM205 100H206V98H205ZM217 99H215V101H216ZM229 100H231L230 98H229ZM243 100V99H242ZM241 100V101H242ZM257 100V99H256ZM35 101V100H34ZM171 101H172V103L174 102V100L173 99H171ZM201 101V100H200ZM207 102L209 101V100H206ZM205 101V102H206ZM233 101H231V102H233ZM43 102V101H42ZM76 102V103H75ZM169 102H170V99H169ZM183 102V101H182ZM203 101H201V103H202ZM204 102V103H205ZM210 102V101H209ZM224 103L226 102V101H223ZM230 101H228V103H229ZM230 102V103H231ZM247 102V101H246ZM246 102H245V104H246ZM256 102H258V101H256ZM98 103V102H97ZM171 103V104H172ZM227 103V102H226ZM239 103H240V101H239ZM54 104H55V107H54ZM80 104V103H79ZM100 104V103H99ZM99 104H98V106H99ZM111 104H112V102H111ZM123 104V103H122ZM11 105V104H10ZM35 105V104H34ZM42 105V104H41ZM201 105V104H200ZM222 105V104H221ZM225 105V104H224ZM17 106V105H16ZM44 106V105H43ZM97 106V107H98ZM189 106V105H188ZM202 106V105H201ZM205 106V105H204ZM8 107V106H7ZM45 107V106H44ZM80 107V106H79ZM190 107V106H189ZM198 107V106H197ZM207 107V106H206ZM226 107V106H225ZM83 108V107H82ZM85 108V107H84ZM188 108V107H187ZM193 108V107H192ZM191 108V109H192ZM208 108V107H207ZM216 108V107H215ZM228 108V107H227ZM231 108V107H230ZM164 109H166V108H164ZM217 109V108H216ZM229 109V108H228ZM12 110V109H11ZM15 110H18L19 111V109H15ZM20 110H21V108H20ZM45 110V109H44ZM48 110V109H47ZM82 110V109H81ZM80 110V111H81ZM83 110H85V109H83ZM82 110V111H83ZM119 110V109H118ZM201 110V109H200ZM207 110V109H206ZM214 110V109H213ZM220 110V109H219ZM218 110V111H219ZM225 110V109H224ZM227 110V109H226ZM225 110V111H226ZM3 111V110H2ZM101 111V110H100ZM119 111H121V110H119ZM174 111V110H173ZM172 111V112H173ZM191 111V110H190ZM198 111V110H197ZM20 112V111H19ZM107 112H109V111H107ZM112 112V111H111ZM111 112L109 113V114H111ZM145 112V111H144ZM147 112H148V110H147ZM208 112V111H207ZM2 113V112H1ZM100 113V112H99ZM155 113V112H154ZM163 113V112H162ZM165 113V112H164ZM210 113V112H209ZM218 113V112H217ZM225 113V112H224ZM236 113V112H235ZM260 113V112H259ZM6 114V113H5ZM9 115H10V113H8ZM7 114V115H8ZM12 114V113H11ZM104 114H106V113H104ZM108 114V113H107ZM108 114V115H109ZM121 114H122V112H121ZM196 115L197 114H199L198 112L197 113H195ZM202 114H206V113H202ZM212 114V113H211ZM233 114V113H232ZM264 114V113H263ZM18 115V114H17ZM82 115V116H81ZM99 116H100V114H98ZM101 115L103 116V114H102V112H101ZM151 115V114H150ZM195 115V117L197 118V116ZM227 115V114H226ZM3 116V115H2ZM6 116V115H5ZM13 116V115H12ZM96 116V115H95ZM104 116H106V115H104ZM117 116H118V114H117ZM116 116V117H117ZM151 116H154V115H151ZM168 116V115H167ZM171 116V115H170ZM192 115H190V117H191ZM204 116V115H203ZM10 117V116H9ZM26 117V116H25ZM88 117V118H87ZM247 117V116H246ZM250 117V116H249ZM252 117V116H251ZM37 118V117H36ZM109 118H110V116H109ZM120 118V117H119ZM139 118H141L142 119V117L141 116H139ZM173 118V117H172ZM205 118V117H204ZM208 118V117H207ZM206 118V119H207ZM209 118H211V117H209ZM1 119H3V118H1ZM26 119V118H25ZM37 119H39V118H37ZM113 118L111 117V120H112ZM115 119V118H114ZM130 119V118H129ZM134 119V118H133ZM148 119H149V117H148ZM152 119V118H151ZM157 119H160L159 117L157 118ZM176 119V118H175ZM203 119V118H202ZM217 119V118H216ZM237 119V118H236ZM8 120V119H7ZM22 120V119H21ZM33 120V119H32ZM142 120H144V118L142 119ZM147 120V119H146ZM163 120V119H162ZM169 120V119H168ZM196 120V119H195ZM241 120V119H240ZM248 120V119H247ZM25 121V120H24ZM28 121V120H27ZM30 121V120H29ZM38 121V120H37ZM95 121V122H94ZM119 121V120H118ZM123 122L125 121V119H123L122 120ZM132 121V120H131ZM130 121V122H131ZM134 121V120H133ZM152 121V120H151ZM201 120H199L198 122L199 123H201L200 122ZM213 121V120H212ZM48 122H50V121H48ZM136 122V121H135ZM144 122V121H143ZM147 122V121H146ZM149 122H150V120H149ZM170 122V121H169ZM168 122V123H169ZM186 122V121H185ZM184 122V123H185ZM188 122V121H187ZM37 123V122H36ZM46 123V122H45ZM112 123H114V122H112ZM115 123L117 124V121H115ZM139 123V122H138ZM137 123V124H138ZM140 123H141V121H140ZM152 123H154V122H151V124ZM164 123H167V122H164ZM192 123H195V122H192ZM217 123V122H216ZM255 123V122H254ZM119 124V123H118ZM125 124V123H124ZM147 124V123H146ZM156 124V123H155ZM158 124V123H157ZM156 124V125H157ZM160 124V123H159ZM189 124V123H188ZM197 124V123H196ZM208 124V123H207ZM239 124V123H238ZM25 125V124H24ZM26 125H27V123H26ZM54 125V124H53ZM121 125H123V124H121ZM126 125V124H125ZM198 125V124H197ZM200 125V124H199ZM213 125V124H212ZM218 125H220V124H218ZM38 126V125H37ZM115 126H117V125H115ZM152 126V125H151ZM155 126V125H154ZM153 126V127H154ZM190 127H191V124L189 125ZM194 125H192V129L194 128L193 127ZM239 126H240V124H239ZM87 127H88V129H89V131L88 130H86L87 129ZM206 127V126H205ZM218 127H220V126H218ZM32 128H33V125H32ZM35 128V127H34ZM33 128V129H34ZM41 128V127H40ZM54 128V127H53ZM195 128H197L196 126H195ZM209 128H210V126H209ZM240 128H241V126H240ZM37 129V128H36ZM191 129V128H190ZM32 130V129H31ZM110 130V129H109ZM175 130H178V129H174V131L173 132H175ZM188 130V129H187ZM194 130V129H193ZM192 130V131H193ZM215 130H217L216 128H215ZM34 130H32L30 133H32V135H33V133L35 134V132L36 131H34ZM38 131V130H37ZM220 131V130H219ZM231 131H233V129L232 130H229V132H231ZM136 132V131H135ZM184 132H187L186 130H184ZM228 132V133H229ZM246 132V131H245ZM245 132H243V135H241V136H243L244 137V134H245ZM38 132H36V134H37ZM43 133V132H42ZM63 133V134H64ZM123 133H124V131H123ZM137 133V132H136ZM182 133V132H181ZM181 133H180V135H181ZM232 134H233V132H231ZM36 134H35V136H36ZM64 134V135H65ZM110 134H111V132H110ZM161 134V133H160ZM174 134V133H173ZM183 134V133H182ZM242 134V133H241ZM11 135V134H10ZM170 135V134H169ZM177 135V134H176ZM95 136V135H94ZM171 136V135H170ZM178 136V135H177ZM183 136V135H182ZM227 136H228V134H227ZM226 136V137H227ZM52 137V136H51ZM136 137V136H135ZM134 137V138H135ZM153 137V136H152ZM152 137H150V139L152 138ZM163 137V136H162ZM193 137V136H192ZM230 138L232 137L231 135L229 136ZM66 138V137H65ZM96 138V137H95ZM119 138H120V136H119ZM131 138V137H130ZM147 138V137H146ZM18 139V138H17ZM227 139V138H226ZM54 140V139H53ZM98 140V139H97ZM127 140V139H126ZM152 140H153V138H152ZM173 140H175L174 138H173ZM243 140H245V139H243ZM255 140V139H254ZM128 141V140H127ZM127 141H125V142H127ZM200 141V140H199ZM203 141V140H202ZM240 142H241V138H240V140H239ZM99 142V141H98ZM113 142V141H112ZM124 142V141H123ZM168 142V141H167ZM166 142V143H167ZM193 142V141H192ZM243 142V141H242ZM81 143V142H80ZM114 143V142H113ZM144 143V142H143ZM236 143H238V142H236ZM122 144V143H121ZM126 144V143H125ZM134 144V143H133ZM164 144V143H163ZM177 144V143H176ZM190 144V143H189ZM188 144V146H190ZM230 144V143H229ZM240 144V143H239ZM120 144H118V146H119ZM144 145V144H143ZM161 145V143L159 144V146ZM19 146V145H18ZM100 146V145H99ZM131 146V145H130ZM140 146V145H139ZM139 146H136V147H138V150H139ZM164 146H165V144H164ZM180 146V145H179ZM182 147H183V145H181ZM193 146V145H192ZM101 147V146H100ZM100 147H98L99 149H100ZM127 147V146H126ZM135 147V148H136ZM150 147V146H149ZM157 147V146H156ZM155 147V148H156ZM168 147V146H167ZM175 147H176V145H175ZM216 147V146H215ZM244 147H246V146H244ZM131 148V147H130ZM134 148V149H135ZM169 148V147H168ZM180 148V147H179ZM211 148V147H210ZM101 149H102V147H101ZM100 149V150H101ZM75 151H74V153L76 154L75 155V158H74V161H73V164L74 165H76V166H78V165H81V163H83L86 167H87V169L89 170V171H91V173H90V175L92 176V177H94L95 176V169H94V164H95V158L93 157V156H91L90 154H87L88 152H87V150H86V148H83L82 150H81V154H79V151H77V149H74ZM127 150V149H126ZM181 150V149H180ZM182 150H184V149H182ZM210 150V149H209ZM208 150V151H209ZM103 151V150H102ZM155 151V150H154ZM211 151H214V150H211ZM240 152L241 151V149L239 150V148H238V150H237V152ZM52 152V151H51ZM191 152V151H190ZM210 152V151H209ZM238 152V153H239ZM56 153V152H55ZM59 153H60V151H59ZM102 153V152H101ZM156 153H158V152H156ZM163 153H165V152H162V154ZM187 153V152H186ZM252 153V152H251ZM53 154V153H52ZM51 153H50V155H52ZM104 154V153H103ZM152 153H149V155H151ZM154 154V153H153ZM160 154V153H159ZM61 155H62V153H61ZM140 155V154H139ZM161 155V154H160ZM166 155H168V154H166ZM169 155H172V153L171 154H169ZM231 155V154H230ZM39 156V155H38ZM57 156V155H56ZM107 156V155H106ZM152 156H154V155H151V157ZM157 156H159L158 154H157ZM163 156V155H162ZM162 156H160V157H162ZM175 156V155H174ZM205 156V155H204ZM239 156V155H238ZM244 156V155H243ZM249 156V155H248ZM253 156V155H252ZM131 157H133V156H131ZM140 157L142 158V155H140ZM140 157H139V159H140ZM154 157H156V156H154ZM164 157V156H163ZM162 157V158H163ZM170 157V156H169ZM177 157V156H176ZM176 157H174V159L176 158ZM206 157V156H205ZM211 157V156H210ZM213 157V156H212ZM211 157V158H212ZM229 157V156H228ZM232 157V156H231ZM60 158V157H59ZM149 157H147V159H148ZM153 158V157H152ZM156 158H158V157H156ZM165 158V157H164ZM163 158V160H165ZM168 158V157H167ZM173 157H171V159H170V161L172 160V162L173 161H175V160H173L172 159ZM203 158V156L201 157V159ZM247 158V156L244 158V159H246ZM24 158H22V160H23ZM37 159H38V157H37ZM57 159V158H56ZM137 159V158H136ZM150 159V158H149ZM178 159V158H177ZM207 159V158H206ZM213 159H214V157H213ZM244 159H242V161L244 160ZM16 160V159H15ZM67 160V159H66ZM65 160V161H66ZM129 160H131L130 158H129ZM133 161H134V157H133V159H132ZM138 160V159H137ZM137 160H135V161H137ZM151 160V159H150ZM156 159H154V160H151V161H155ZM158 160V159H157ZM168 160V159H167ZM166 160V161H167ZM179 160V159H178ZM207 160H209V159H207ZM248 160H249V158H248ZM17 161V160H16ZM16 161H15V164L17 165V163H16ZM27 161V160H26ZM64 161V160H63ZM150 161V162H151ZM159 161V160H158ZM206 161V160H205ZM213 161V160H212ZM211 161V162H212ZM240 161V160H239ZM241 161V162H242ZM2 162V161H1ZM14 162V161H13ZM19 162H20V160H19ZM18 162V163H19ZM28 162H30V166H31V163H32V165H34L33 164V162L35 163V164H37L36 162H35V158L32 160V161H30V160H28ZM107 162H109V161H107ZM144 162V161H143ZM153 162H151V163H153ZM168 162V161H167ZM175 162H177V161H175ZM174 162V163H175ZM188 162V161H187ZM186 162V163H187ZM192 162V161H191ZM204 162V161H203ZM202 162V163H203ZM248 162V161H247ZM23 163H27V162H24L23 161ZM45 163V162H44ZM65 163V162H64ZM63 163V164H64ZM136 163V162H135ZM134 163V164H135ZM139 163H141V162H139ZM145 163V162H144ZM164 163H166L165 161H164ZM185 163V162H184ZM193 163H194V161H193ZM198 163H200V162H198ZM264 163V162H263ZM1 164V163H0ZM14 164V165H15ZM123 164H124V162H123ZM132 164H133V162H132ZM197 164V163H196ZM15 165V166H16ZM20 165V164H19ZM19 165H17V166H19ZM38 165V164H37ZM36 165V166H37ZM137 165H138V161H137ZM151 165V164H150ZM149 165V166H150ZM153 165V164H152ZM212 165V164H211ZM4 166V165H3ZM14 166V167H15ZM22 166V165H21ZM154 166V165H153ZM163 166H164V164H163ZM199 166V165H198ZM203 166V165H202ZM208 166V165H207ZM213 166H215V165H213ZM254 166V165H253ZM261 166V165H260ZM1 167V166H0ZM33 167V166H32ZM47 167V166H46ZM52 167V166H51ZM61 167H64V166H62L61 165ZM100 167V166H99ZM123 167V166H122ZM134 167H135V165H134ZM144 167V169L143 170H145V166H143ZM146 167H147V164H146ZM156 167V166H155ZM195 167V166H194ZM200 167V166H199ZM210 167V166H209ZM212 167V166H211ZM216 167V166H215ZM221 167V166H220ZM26 168H28V167H26ZM45 168V167H44ZM158 168H159V166H158ZM207 169H208V167H206ZM4 169V168H3ZM12 169H13V167H12ZM15 169V168H14ZM17 169V168H16ZM33 169V168H32ZM58 169H61V168H58ZM138 169V168H137ZM136 169V170H137ZM155 169V168H154ZM185 169V168H184ZM254 169V168H253ZM31 170V169H30ZM43 170V169H42ZM100 170V169H99ZM185 170H188V169H185ZM206 170V169H205ZM209 170H210V168H209ZM208 170V171H209ZM212 170H214V169H212ZM230 170H232V171H234V169H230ZM5 171V170H4ZM56 171H57V169H56ZM63 171V170H62ZM66 171V170H65ZM79 171H81V168L79 167ZM79 171H78V174H80L79 173ZM146 171V170H145ZM181 171V170H180ZM179 171V172H180ZM211 171V170H210ZM255 171V170H254ZM256 171H258V169L256 170ZM260 171V170H259ZM259 171H258V173H259ZM30 172V171H29ZM29 172H28V174H29ZM51 172V175L53 176V173H52V171H50ZM49 172V173H50ZM60 172V171H59ZM83 172V171H82ZM81 172V173H82ZM153 172V171H152ZM182 172H184V171H182ZM203 172V171H202ZM205 172V171H204ZM207 172V171H206ZM212 172V171H211ZM261 172V171H260ZM36 173V172H35ZM56 173V172H55ZM61 174H62V172H60ZM110 173V172H109ZM167 173H168V171H167ZM171 173V172H170ZM190 173V172H189ZM208 173V172H207ZM232 173V172H231ZM257 173V172H256ZM83 174V173H82ZM82 174H80L81 175V177H82ZM150 174H152V173H150ZM222 174V173H221ZM226 174H227V172H226ZM34 175V174H33ZM32 175V176H33ZM39 175V174H38ZM57 175H58V173H57ZM65 175H67V174H65ZM80 175L78 176V177H80ZM84 175H86V174H84ZM148 175H149V173H148ZM205 175V174H204ZM230 175V174H229ZM29 176V175H28ZM31 176V175H30ZM43 176V175H42ZM87 176H88V174H87ZM153 176V175H152ZM156 176V175H155ZM207 175H205V177H206ZM261 176V175H260ZM80 177V178H81ZM111 177H112V175H111ZM149 177H151V176H149ZM158 177V176H157ZM24 178L26 179V177L24 176ZM23 178V179H24ZM58 178V177H57ZM57 178H54V179H57ZM59 178H61V177H59ZM65 178H67V176H65ZM84 178V177H83ZM153 178V177H152ZM163 178H165V177H163ZM261 178V177H260ZM24 179V182L23 183H21V182H16L15 181V185H19V187H21V188H23V190H24V193L27 195V196H30V195H32V193H33V188L34 187H31V185L30 184H28L26 181H27V179L25 180ZM62 179H64V178H62ZM70 179V178H69ZM204 179V178H203ZM222 179H224V178H222ZM253 179H255V178H253ZM81 180H82V178H81ZM85 180V179H84ZM165 180V179H164ZM164 180H162V181H164ZM176 180V179H175ZM179 180V179H178ZM219 180H221V179H219ZM227 180V179H226ZM250 180V179H249ZM249 180H248V183H249ZM262 180V179H261ZM55 181V180H54ZM57 181H58V179H57ZM64 181H65V179H64ZM161 181V182H162ZM196 181V180H195ZM224 181V180H223ZM68 182V181H67ZM67 182H64V183H67ZM150 182V181H149ZM167 182V181H166ZM221 182H222V180H221ZM246 182V181H245ZM261 182V181H260ZM7 183V182H6ZM35 183V182H34ZM59 182H57V184H58ZM88 183V182H87ZM93 183H94V185H95V178H93ZM148 183V182H147ZM192 183V182H191ZM195 183V182H194ZM242 183V182H241ZM262 183V182H261ZM37 184V183H36ZM80 184V183H79ZM84 184H86V181L84 182ZM83 184V187L85 186ZM111 184H113V183H111ZM171 184V183H170ZM193 184V183H192ZM226 184H228V181L226 182ZM62 185V184H61ZM66 185H68V184H66ZM89 185V184H88ZM129 185V184H128ZM173 185V184H172ZM187 185V184H186ZM194 185V184H193ZM250 185V184H249ZM258 185V184H257ZM9 186V185H8ZM17 186H16V189H17ZM155 186H156V184H155ZM154 186V187H155ZM158 186V185H157ZM157 186H156V188H157ZM187 186H189V184L187 185ZM187 186H186V188H187ZM251 186V185H250ZM250 186H249V189H250ZM14 187V186H13ZM48 187V186H47ZM90 187V186H89ZM110 187V186H109ZM153 187V186H152ZM159 187V186H158ZM171 187V186H170ZM178 186H176L175 187V189L177 188ZM259 188V185L258 186H256V189H255V186H254V188H253V185H252V190L250 189V191H252L253 192V190L256 192L257 190H258V188ZM264 187V186H263ZM43 188V187H42ZM61 188V187H60ZM76 188V187H75ZM86 188H88V187H86ZM112 188V187H111ZM151 188V187H150ZM172 188V187H171ZM248 188V187H247ZM15 189V190H16ZM38 189V188H37ZM41 189V188H40ZM46 189V188H45ZM62 189V188H61ZM65 189H66V187H65ZM85 189V188H84ZM158 189V188H157ZM160 189H162V188H160ZM172 189H174V188H172ZM178 189L179 188H177V191H178ZM189 188H187V190H188ZM213 189H215V187L213 188ZM48 190V189H47ZM47 190H45V191H47ZM64 190V189H63ZM91 190L92 189H90V190H87L86 189V191L85 192H87V195H89L90 197V199L88 200L87 199V202L84 204V208H85V210H87V211H89V214L91 213L92 214V216L94 217V220H96L95 222H97L99 219H100V215H99V213H100V211H101V213H102V210L104 209H106V206L105 205H107V204H105V205H103L102 204V199L99 197V196H97V194L96 193H93V194H91ZM162 190H164V189H162ZM186 190V189H185ZM235 191H236V189H234ZM233 190V191H234ZM242 190H243V188H242ZM247 190V189H246ZM259 190H261L260 188H259ZM52 191V190H51ZM104 191V190H103ZM177 191H175V193H176V195H177ZM201 191V190H200ZM217 191V190H216ZM247 191H249V190H247ZM21 192V191H20ZM19 192V193H20ZM48 192L50 193V191H47V194H48ZM61 192V191H60ZM174 192V191H173ZM34 193H35V188H34ZM81 193V192H80ZM105 193V192H104ZM113 193V192H112ZM124 193V192H123ZM147 192L145 191V193L144 194H146ZM174 193V194H175ZM258 193V192H257ZM256 193V194H257ZM260 193V195L258 194V196L255 194V196L254 195H252V196H254L253 197V200L254 201H260L258 198H259V196H261V192H259ZM86 194V193H85ZM35 195V194H34ZM65 195V194H64ZM175 195V196H176ZM197 195H199L198 193H197ZM197 195H196V197H197ZM249 195V194H248ZM77 196V195H76ZM86 196V195H85ZM126 195H124V198H126L125 197ZM133 196V195H132ZM172 196V195H171ZM252 196L250 195V197L252 198ZM51 197V196H50ZM123 197V196H122ZM178 197V199H180L179 198V196H177ZM36 198V197H35ZM115 198V197H114ZM148 198H150V197H148ZM166 198H168V197H166ZM165 198V199H166ZM198 198V197H197ZM132 199H134V198H132ZM145 199V198H144ZM151 199V198H150ZM169 199V198H168ZM190 199V198H189ZM196 199V198H195ZM221 199H222V197H221ZM127 200V199H126ZM139 200V199H138ZM148 200V199H147ZM153 200V199H152ZM156 200H158V199H156ZM177 202H178V200L177 199H175ZM185 200V199H184ZM199 200H200V197H199ZM198 200V201H199ZM201 200H203V199H201ZM200 200V201H201ZM214 200V199H213ZM162 201V200H161ZM195 201H197V200H195ZM194 201V202H195ZM221 201V200H220ZM77 202H78V200H77ZM81 202V201H80ZM116 202V201H115ZM165 202V201H164ZM163 202V203H164ZM174 202V201H173ZM172 202V203H173ZM146 203V202H145ZM152 203H153V201H152ZM151 203V204H152ZM171 203V204H172ZM179 203H180V201H179ZM200 203V202H199ZM199 203H198V205H199ZM260 204H261V202H259ZM147 204V203H146ZM165 204V203H164ZM176 204V203H175ZM187 204V203H186ZM195 204H197V203H195ZM224 204H225V202H224ZM229 204V203H228ZM232 204V203H231ZM259 204V205H260ZM103 205V207H101ZM118 205V204H117ZM167 205V204H166ZM183 205V204H182ZM193 205V204H192ZM255 205H257V204H255ZM105 206V207H104ZM152 206V205H151ZM226 206V205H225ZM228 206V205H227ZM258 206V205H257ZM121 207V206H120ZM120 207H118V209L120 208ZM163 207H165V205H163ZM192 207V206H191ZM190 207V208H191ZM199 207H201V204H200V206ZM223 207V206H222ZM258 207H260V206H258ZM101 208H103L102 210H101ZM198 208V207H197ZM255 208V207H254ZM261 208L262 209H259L260 210V212L262 213V214H264V204L263 205H261ZM169 209H171V207L169 208ZM237 209H239V208H237ZM172 210H173V208H172ZM177 210V209H176ZM178 210H179V208H178ZM201 210V209H200ZM86 211V212H87ZM171 211V210H170ZM189 211H190V209H189ZM195 211V210H194ZM236 211V210H235ZM105 211H103V213H102V215L104 216V214H106L107 212H105ZM143 212V211H142ZM167 212V211H166ZM192 212V211H191ZM240 212V211H239ZM125 213V212H124ZM171 213H172V211H171ZM175 212H173V214H174ZM180 213V212H179ZM190 213V212H189ZM194 213V212H193ZM193 213H192V216H193ZM238 213V212H237ZM260 213V214H261ZM83 214H85L84 212H83ZM88 214V213H87ZM142 214V213H141ZM140 214V215H141ZM176 214L178 215V213L176 212ZM191 214V213H190ZM190 214H186V216L187 215H190ZM260 214H258V216L260 215ZM262 214H261V216H262ZM121 215V214H120ZM138 215H139V213H138ZM142 215H144V214H142ZM146 215V214H145ZM230 215H232V214H230ZM241 215V214H240ZM91 216V215H90ZM90 216H88V217H90ZM170 216V215H169ZM169 216H168V218H169ZM172 216V215H171ZM181 215H179V217H180ZM191 215L189 216V217H192ZM257 216V217H258ZM106 217H109L108 215L106 216L105 215V219H106ZM143 217V216H142ZM145 217V216H144ZM175 218H176V215L174 216ZM222 217H223V215H222ZM146 218H148L147 216H146ZM150 218V217H149ZM236 218V217H235ZM241 218H244V217H242L241 216ZM138 219V218H137ZM137 219H134V220H137ZM161 219V218H160ZM174 219V218H173ZM172 219V220H173ZM181 219V218H180ZM185 219H186V217H185ZM187 219H189L190 221H191V218H188L187 217ZM237 219H238V217H237ZM93 220V221H94ZM107 220V219H106ZM120 220V219H119ZM140 221H141V219H139ZM176 220V219H175ZM195 220V219H194ZM194 220H193V222H194ZM109 221H110V219H109ZM131 221H132V219H131ZM182 221V219L179 221L180 223H183V222H181ZM235 221V220H234ZM31 222V221H30ZM84 222V221H83ZM104 222V221H103ZM108 222V221H107ZM169 222H170V219H169ZM178 222V224L177 225H180V223ZM188 223H189V221H187ZM192 222V223H193ZM94 223V222H93ZM93 223H91V224H93ZM125 223H126V221H125ZM134 223V222H133ZM145 223V222H144ZM154 223H158V222H155L154 221ZM171 223V222H170ZM195 223H196V221H195ZM194 223V224H195ZM210 223H212V222H210ZM261 223V222H260ZM24 224H26V222L24 223ZM90 224V223H89ZM111 224V223H110ZM141 224H143L142 222H141ZM146 224V223H145ZM175 224V223H174ZM235 224H236V222H235ZM234 224V225H235ZM247 224V223H246ZM133 225V224H132ZM138 225H140V224H138ZM173 225V224H172ZM191 225H193V224H191ZM262 225V224H261ZM260 224H259V226L258 225H256V227L258 226V227H260L261 226ZM109 226V224L107 225V227ZM144 226V225H143ZM173 226H175V225H173ZM181 226V225H180ZM196 226V225H195ZM242 227H243V225H241ZM133 227L135 228V225H133ZM139 227H141V226H139ZM197 228H199V225L198 226H196ZM110 228V227H109ZM134 228H133V230H134ZM144 228H146L145 226H144ZM175 228H176V226H175ZM189 228V227H188ZM188 228H186L187 230H188ZM193 228V227H192ZM195 228V227H194ZM196 228V229H197ZM92 229V228H91ZM139 229H141V228H139ZM147 229V228H146ZM146 229H145V231H146ZM178 229V228H177ZM176 229V230H177ZM185 229V230H186ZM242 229V228H241ZM255 229V228H254ZM4 230V231H3ZM123 230V229H122ZM149 230V229H148ZM179 231H181L182 232V230H184V228H182V230L181 229H178ZM178 230H177V233H178ZM195 230V229H194ZM199 230V229H198ZM202 230H204L203 228H202ZM255 230H257V229H255ZM255 230H253L250 234L246 231V233H247V235L245 234V236H240L239 234H240V232H238L237 230H235L234 232H236V233H234V234H232L231 235V233L229 234V235H231V238L230 239H228L226 242H225V244H224V246H222L221 247V243H217L216 242V245H219L218 247H221V256L219 257V258H217L216 257V255H215V253L212 255V257H211V259H210V261H208L207 262V260H206V263H201V264H264V231H262V230H260V228H259V230H257L256 232H254ZM6 232L5 234H6V236L7 235H9V237L7 238V241L5 240L6 239V237H4L5 239H4V243H2V246H0V249H4V252H8L10 255H11V260L12 261H14V260H18V258H20L21 256H17V257H14L13 256V254L15 253V252H19L21 249L23 250V249H25V250H28L27 251V255H28V253H30V252H32V251H34V250H36L37 249V243L39 244V241L37 242V241H35V240H33V239H31V238H29L28 236H24L23 235V233L22 232H20L19 231V229L16 227V226H13V227H11L10 225L9 226H6L5 224L3 225V224H1L0 225V232ZM143 231V230H142ZM172 231H175V230H172ZM241 231V230H240ZM111 232V231H110ZM127 232V231H126ZM135 232H136V230H135ZM152 232V231H151ZM164 232H166V231H164ZM163 232V233H164ZM186 232V231H185ZM197 232V231H196ZM244 232V231H243ZM243 232H241V234L243 233ZM101 233H102V231H101ZM159 233V232H158ZM182 233H184V231L182 232ZM188 233H190L191 234V232H187V234ZM245 233V232H244ZM110 234V233H109ZM120 235H121V233H119ZM145 234V233H144ZM148 234H150V232L148 233ZM238 234V235H237ZM87 235H88V233H87ZM135 235H136V233H135ZM150 235H152V234H150ZM157 236H158V234H156ZM177 235H179V233L177 234ZM185 235H186V233H185ZM189 235V234H188ZM234 235H236V236H234ZM144 236V235H143ZM154 236H155V234H154ZM153 236V237H154ZM156 236V237H157ZM184 236V235H183ZM192 236V235H191ZM207 236V235H206ZM136 237H137V235H136ZM139 237V236H138ZM155 237V238H156ZM178 237V236H177ZM185 237V236H184ZM183 237V238H184ZM193 237V236H192ZM201 237V236H200ZM203 237V236H202ZM228 237H230V236H228ZM108 238H109V236H108ZM112 238V237H111ZM130 238V237H129ZM154 238V239H155ZM159 238H162L161 236L159 237ZM158 238V239H159ZM163 238H164V236H163ZM181 238H182V236H181ZM182 238V239H183ZM208 238V237H207ZM107 239V238H106ZM157 239V238H156ZM172 239H175V238H172ZM181 239V240H182ZM186 239V238H185ZM185 239H183V240H185ZM196 239V238H195ZM226 239V238H225ZM111 240V239H110ZM110 240H109V242H110ZM163 240V239H162ZM199 240V239H198ZM210 240H212V239H210ZM218 240V239H217ZM230 240V241H229ZM128 241V240H127ZM158 241V240H157ZM159 241H161L160 239H159ZM158 241V242H159ZM168 241V240H167ZM173 241V240H172ZM188 241V240H187ZM187 241H185V243H184V245H186V242ZM190 241V240H189ZM196 241V240H195ZM194 241V242H195ZM202 241V240H201ZM207 241H208V239H207ZM223 241V240H222ZM65 242V241H64ZM113 242V241H112ZM157 242V243H158ZM170 242V241H169ZM175 242H176V240H175ZM183 242V241H182ZM193 242V241H192ZM68 243H69V241H68ZM71 243V242H70ZM178 243H179V241H178ZM177 243V244H178ZM189 243V242H188ZM199 243V242H198ZM74 244H75V242H74ZM74 244H72V246H70L69 244V246H70V248H72V249H74V247H76L77 245H74ZM81 244V243H80ZM85 244V243H84ZM110 244V243H109ZM108 244V247L110 246V249L113 251H115V242H114V245L112 246V248H111V245H109ZM128 244H130V243H128ZM141 244H143L142 242H141ZM163 244V243H162ZM173 244H174V242H173ZM177 244H176V246H177ZM183 244V243H182ZM195 244V243H194ZM24 245V246H23ZM175 245V244H174ZM206 246V244H203V246ZM23 248H22V247ZM79 246V245H78ZM77 246V248H80V247H78ZM140 246V245H139ZM176 246H175V248H176ZM180 246V245H179ZM182 246V245H181ZM85 247V246H84ZM143 247V246H142ZM141 247V248H142ZM171 247V246H170ZM194 247H197L196 249L198 250V246L196 245V246H194ZM66 248V247H65ZM115 248V249H114ZM132 248V247H131ZM216 247H214V249H215ZM109 249V250H110ZM129 249V252L131 251L130 250V247L128 248ZM142 249H145V248H142ZM141 249V250H142ZM178 249H179V247H178ZM182 249V248H181ZM181 249H179V250H181ZM192 249H193V247H192ZM200 249V248H199ZM218 249V248H217ZM40 250V249H39ZM82 250V249H81ZM194 250V249H193ZM192 250V251H193ZM203 250V249H202ZM143 251V250H142ZM183 251V250H182ZM201 251V250H200ZM24 252V251H23ZM83 252H87V251H83ZM89 252V251H88ZM111 252V251H110ZM116 252V251H115ZM115 252H114V254H115ZM180 252V251H179ZM178 252V253H179ZM197 252V251H196ZM219 252V253H220ZM20 253H21V251H20ZM26 253V252H25ZM37 253H39L38 251H37ZM37 253H35V255H37ZM90 253V256L88 257V259H91L92 258V256H91V252H89ZM109 253V252H108ZM120 253V252H119ZM131 253V252H130ZM132 253H133V251H132ZM145 252L143 251V254H144ZM155 253V252H154ZM177 253V252H176ZM177 253V254H178ZM181 253H183V252H181ZM185 253V252H184ZM190 253V252H189ZM188 253V254H189ZM202 253V252H201ZM204 253H206V251H204ZM46 254V253H45ZM83 254V253H82ZM111 254H113V252L111 253ZM146 254V253H145ZM196 254V253H195ZM198 254V253H197ZM197 254L196 255H194L191 259H193L194 258V261L195 260H197V258H198V256L200 255H198L197 256ZM203 254V253H202ZM31 255V254H30ZM29 255V257H31ZM39 255V254H38ZM118 255L119 254H117L116 256L118 257ZM122 256L120 257V258H117L116 260L117 261H122V258H124V253L123 254H121ZM166 255H168V254H166ZM181 256H182V254H180ZM45 256V255H44ZM79 256V255H78ZM196 256H197V258H196ZM204 255H202L200 258H202ZM39 257V256H38ZM37 257V258H38ZM41 257H43V256H41ZM91 257V258H90ZM104 257L105 258H107L105 255H104ZM143 257H144V255H143ZM36 258V259H37ZM81 258H82V256H81ZM84 258V257H83ZM104 258V259H105ZM128 259H131V258H129V257H127ZM141 259H142V256L140 257ZM145 258V257H144ZM143 258V259H144ZM169 258V257H168ZM176 258V257H175ZM177 258H178V256H177ZM181 258V257H180ZM207 258V257H206ZM103 258H101V257H99V259H96V258H94V260H92V262H91V264H97V261H99L100 262V264H107L109 261H106V262H104V260H102ZM109 259H111V261H112V257L110 256L109 257ZM118 259H120V260H118ZM173 259V258H172ZM203 259V258H202ZM114 260V259H113ZM115 260V261H116ZM166 260V259H165ZM164 260V261H165ZM167 260H171V259H167ZM180 260V259H179ZM178 260V261H179ZM184 260H186V259H184ZM183 260V261H184ZM76 261V260H75ZM116 261V262H117ZM124 261V260H123ZM128 261V260H127ZM178 261H177V263H178ZM191 261H193V260H191ZM77 262V261H76ZM82 262H84L85 263V261H83L82 260ZM81 262V264H83ZM174 262V261H173ZM185 262V261H184ZM48 263V262H47ZM47 263H45V264H47ZM65 263V262H64ZM181 263H182V261H181ZM85 264H87V263H85ZM110 264H112V263H110ZM113 264H116V263H114L113 262ZM125 264H126V262H125ZM151 264H152V262H151ZM170 264V263H169ZM185 264V263H184Z\"/></svg>",
    "mask_w": 264,
    "mask_h": 264
},
{
    "label": "snow or ice",
    "instance_id": "snow-or-ice-1",
    "mask_svg": "<svg viewBox=\"0 0 264 264\" xmlns=\"http://www.w3.org/2000/svg\"><path fill=\"white\" fill-rule=\"evenodd\" d=\"M17 7H31V6H24V5H14V4H5L0 0V10L3 11L5 14V24L9 25V22L11 21L12 23H15V17L12 15V10L17 8ZM262 199H264V193H262ZM261 221H262V231H264V215L261 216ZM93 237H94V250H100L102 249L105 244L106 240L105 238L101 235L98 234L95 229L93 230ZM97 264H100L99 261H97ZM116 264H125L124 261H117ZM126 264H150V262H145L143 259H137L135 262L129 260L126 262ZM189 264H201L200 261H192L189 262Z\"/></svg>",
    "mask_w": 264,
    "mask_h": 264
}]
</instances>
